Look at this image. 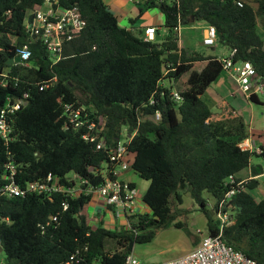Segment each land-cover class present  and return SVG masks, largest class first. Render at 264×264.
I'll return each mask as SVG.
<instances>
[{
	"label": "trees",
	"instance_id": "16d2710c",
	"mask_svg": "<svg viewBox=\"0 0 264 264\" xmlns=\"http://www.w3.org/2000/svg\"><path fill=\"white\" fill-rule=\"evenodd\" d=\"M142 0L140 13L157 8L164 16L161 38L146 40L142 31L133 33L118 24L103 0H60L64 7L76 5L84 27L63 47L60 59L52 62L40 41L30 39L24 23L41 0H0V72L7 74L0 85V111L22 97L24 103L7 114L11 139L0 137V247L4 264H124L134 243L151 241L156 231L173 224L181 212L182 192L191 198L207 218V230H218L212 210L206 208L207 192L212 208L224 198L227 177L245 168L250 178L231 202L236 205L234 221L223 229V238L243 254L264 264V199L249 193L258 185L255 176L261 164H251L260 154L242 150L238 143L249 137L241 116L211 119L212 112L201 95L224 70L216 56L179 46L175 26L196 22L214 25L217 42L235 49L234 61L248 60L256 77L264 79V41L256 32L264 27V0ZM259 19V20H258ZM15 37L14 39H12ZM27 45L29 65L7 63ZM177 82L180 103L162 89L164 77ZM52 79L43 89L39 86ZM171 86V85H170ZM164 90L161 96L158 91ZM153 97L152 104L149 103ZM248 99L262 103L256 92ZM83 108L89 121L102 125L93 129L95 141L82 137L85 128L65 125L64 105ZM160 112L158 120L155 112ZM126 130V146L132 156L130 169L149 181L141 196L147 207L128 216L129 226L113 229L89 223L88 204L92 193L77 196L55 191L50 195L28 193L8 196L1 189L6 182L5 164L16 165V181H42L51 173L66 186H98L108 170V145H114ZM100 139L105 148H96ZM131 185L135 186L133 183ZM66 205V207H64ZM180 209V208H179ZM213 215V217H212Z\"/></svg>",
	"mask_w": 264,
	"mask_h": 264
},
{
	"label": "built area",
	"instance_id": "2783aa9c",
	"mask_svg": "<svg viewBox=\"0 0 264 264\" xmlns=\"http://www.w3.org/2000/svg\"><path fill=\"white\" fill-rule=\"evenodd\" d=\"M237 4L242 6V1L238 0ZM85 25V20L82 18L79 9L76 5L64 7L60 0H41L40 4L34 6L31 10V17L24 23L25 31L30 39L34 41H40L44 46L45 51L49 55L52 62H56L60 59L63 53V47L67 41H69L76 33H78ZM182 24L180 22L175 26V31L179 37L180 28ZM156 28L154 26H147L144 28L142 37L146 40H152L155 36ZM13 37L12 39H14ZM217 42V32L214 25L207 24L202 43L207 46H214ZM235 49H231L227 55L220 56L218 59L222 61L223 68L233 73L236 81L239 83L240 89L244 93H248V97L252 92V87L255 90L264 91L263 84L260 79L256 77V72L248 60L234 61L232 59ZM20 62L25 65H29L31 56V50L27 45L18 49V55ZM168 69L164 71V77L159 81V86L162 89L168 88V95L175 102L180 103L182 96L180 93L173 89L169 79L167 83L165 75ZM7 74L0 72V85L5 86ZM52 79L44 81L39 89L47 87ZM158 91L161 96H164L166 92L164 90ZM26 94L18 99L11 101L10 98L6 99V104L0 111V137L4 142H8L11 139V126L8 123L6 117L8 113L19 109L24 103ZM153 97L150 98L149 103L152 104ZM64 112L66 115L65 125H71L75 129L85 128L82 137L90 142L95 141V134L93 129H97V126L102 125L103 118L98 117L97 124L94 121H89L86 118L87 113L83 112V108H74L71 104L64 105ZM160 112L156 111L154 119L158 120ZM260 135L264 136V131L260 132ZM238 146L242 150L249 151L251 153L260 154L263 152V148L259 146L253 135L242 139ZM103 140L100 139L96 143V148H105ZM108 170H106L107 177L104 182L98 186L82 187L79 184L72 186H66L63 183L55 180L51 173L42 181L26 182L24 185H20L16 181V165L9 161L5 164V170L7 172L6 182L3 185L1 191L8 196H24L28 193H42L50 195L51 193L58 191L65 195L77 196L80 193H92L102 197L105 203L110 207L115 216H124L125 224L123 226H129L128 216L135 213L145 212L143 210L138 211L140 204V196L135 186L131 185V182L122 180L119 175L122 171L128 170L131 165L132 156L128 152L126 142L118 140L114 145H108ZM252 178L250 174L246 177L237 179L234 174H230L225 184L229 185L225 193L224 198L220 199L215 208H212L214 218L218 222V230L214 233H210L208 230L203 235L199 243L190 251L182 254L181 256L149 264H258L255 260L246 257L242 251L236 249L232 244H229L223 238V229L233 223L234 215L237 213L236 205H233L231 200L233 196L240 190L244 189L247 181ZM144 204V203H143ZM66 207V205H64ZM201 233L200 230L197 231ZM77 252L73 253L68 262L69 264L74 260ZM94 264V263H91ZM124 264H141L131 253L126 257Z\"/></svg>",
	"mask_w": 264,
	"mask_h": 264
},
{
	"label": "rangeland",
	"instance_id": "374dc122",
	"mask_svg": "<svg viewBox=\"0 0 264 264\" xmlns=\"http://www.w3.org/2000/svg\"><path fill=\"white\" fill-rule=\"evenodd\" d=\"M196 23L192 28H189V25H182L178 37L180 47L189 54H192L193 51H197L204 55L216 57L227 55L229 49L218 42H216L214 46H207L202 43V29L204 23ZM165 32L166 30L162 28L161 34H164ZM256 32L264 41V27L257 24ZM166 82L169 83L168 80ZM177 84V82L172 81V88L177 89ZM223 88L228 91L227 93H230L227 97H225V92L223 93L222 91ZM250 90L256 92L262 103L250 101L248 99V93H244L240 89L239 83L236 81L233 73L224 69L218 78L206 88L205 92L201 95V98L208 105L209 109L215 113L218 111V102L224 97L229 106L234 108L235 111H238L247 124H249L252 116L251 125L264 131V91L255 90L254 87ZM246 130L248 131V125L246 126ZM126 136V130L123 129V135L120 140L125 142L127 140ZM250 162L253 165L261 164L263 166V173L257 176L258 185L249 190V193L253 198L259 201L264 199V159L262 156L254 155L251 157ZM248 171L250 172L249 167L240 171L239 174L242 175L249 173ZM128 172L131 175L135 174L132 169H128ZM67 175L70 178H74L75 184H79V181L74 176L73 172H69ZM133 177L135 178L137 184L136 188L141 198L149 185V181L140 178L136 174ZM204 197L207 200V210H212L214 199L207 192L204 193ZM174 208L178 209L180 212L182 210L184 211L181 215L176 217V221L184 222L186 224V229L176 228L172 224L168 227L158 229L151 241L134 243L131 254L141 264L162 262L177 258L192 250L199 243L201 237L206 234L207 218L199 209L198 204L191 198L188 191L182 192V203H177V206ZM198 230H200L201 233H198ZM4 257V253L0 251V264L5 263Z\"/></svg>",
	"mask_w": 264,
	"mask_h": 264
},
{
	"label": "crops",
	"instance_id": "0c3cea01",
	"mask_svg": "<svg viewBox=\"0 0 264 264\" xmlns=\"http://www.w3.org/2000/svg\"><path fill=\"white\" fill-rule=\"evenodd\" d=\"M104 3L107 5L108 9L115 14L118 24L122 27L130 29L133 33H138L139 31L144 30L147 26H154L156 28L155 38H161L164 34H161L162 31V24L164 20L163 14L157 8H147L142 13H140V3L142 0H103ZM200 23V22H197ZM196 23V24H197ZM194 25L189 26V28L194 27ZM206 24H204L202 29V35L204 33V29ZM180 46V44H179ZM223 93L228 96V91L223 88ZM212 112V111H211ZM233 116H241L242 115L235 111L234 108L230 107L228 102L222 97L218 102V111L212 112L211 119H222L228 118ZM243 118V117H242ZM244 120V119H243ZM252 120V116H251ZM250 120L248 125V133L249 135H253L256 143L264 148V136L260 135L261 130L252 126V121ZM130 169V168H129ZM250 170V169H249ZM249 172V171H248ZM136 174V173H135ZM135 174L131 175L128 170H124L120 173L119 178L128 182H131L137 186L135 182ZM250 174L245 173L240 175L239 173L237 176L243 178ZM137 175V174H136ZM138 176V175H137ZM257 179V176H255ZM147 211V207L143 204L140 198V204L138 206V211L143 210ZM88 213H89V223L91 225H96L100 221H102V225L113 229L118 226H123L126 222L124 216H115L110 207L105 203L101 196L97 194H93L91 201L88 204Z\"/></svg>",
	"mask_w": 264,
	"mask_h": 264
},
{
	"label": "water",
	"instance_id": "95a60500",
	"mask_svg": "<svg viewBox=\"0 0 264 264\" xmlns=\"http://www.w3.org/2000/svg\"><path fill=\"white\" fill-rule=\"evenodd\" d=\"M17 63V62H20V57L19 56H16V57H14V58H10L8 61H7V63ZM260 82L263 84V87H264V79H261L260 80ZM211 214H213L212 212H211ZM218 222L216 221V224H217ZM0 251H1V247H0Z\"/></svg>",
	"mask_w": 264,
	"mask_h": 264
}]
</instances>
